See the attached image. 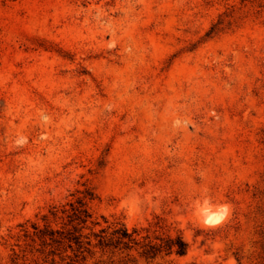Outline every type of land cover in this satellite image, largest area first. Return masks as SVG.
Listing matches in <instances>:
<instances>
[{"label": "rangeland", "instance_id": "rangeland-1", "mask_svg": "<svg viewBox=\"0 0 264 264\" xmlns=\"http://www.w3.org/2000/svg\"><path fill=\"white\" fill-rule=\"evenodd\" d=\"M85 189L94 230L188 243L129 264H264V0H0V264Z\"/></svg>", "mask_w": 264, "mask_h": 264}, {"label": "trees", "instance_id": "trees-1", "mask_svg": "<svg viewBox=\"0 0 264 264\" xmlns=\"http://www.w3.org/2000/svg\"><path fill=\"white\" fill-rule=\"evenodd\" d=\"M92 199V191L85 189L75 201L51 206L48 213L41 216L40 227L32 224V231L28 227L22 229L25 237L40 241V263L35 261V264H85L88 256L97 253L94 264L105 263L103 256H107V264L133 263L135 258L130 251L146 260L187 254L188 243L179 231L171 235L144 227L129 230L124 223L94 230L89 224L94 226L97 222L91 220L87 205Z\"/></svg>", "mask_w": 264, "mask_h": 264}, {"label": "clouds", "instance_id": "clouds-1", "mask_svg": "<svg viewBox=\"0 0 264 264\" xmlns=\"http://www.w3.org/2000/svg\"><path fill=\"white\" fill-rule=\"evenodd\" d=\"M227 204H214L209 198L198 201L195 205V215L206 228H216L229 216Z\"/></svg>", "mask_w": 264, "mask_h": 264}]
</instances>
